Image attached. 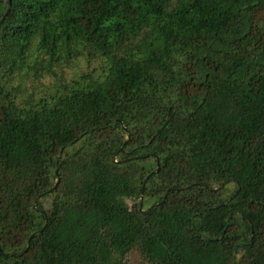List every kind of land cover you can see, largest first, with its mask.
<instances>
[{"label":"trees","instance_id":"obj_1","mask_svg":"<svg viewBox=\"0 0 264 264\" xmlns=\"http://www.w3.org/2000/svg\"><path fill=\"white\" fill-rule=\"evenodd\" d=\"M132 255L264 264V0H11L0 264Z\"/></svg>","mask_w":264,"mask_h":264},{"label":"rangeland","instance_id":"obj_2","mask_svg":"<svg viewBox=\"0 0 264 264\" xmlns=\"http://www.w3.org/2000/svg\"><path fill=\"white\" fill-rule=\"evenodd\" d=\"M70 74V73H69ZM126 264H138V259L136 255H132L128 258Z\"/></svg>","mask_w":264,"mask_h":264},{"label":"water","instance_id":"obj_3","mask_svg":"<svg viewBox=\"0 0 264 264\" xmlns=\"http://www.w3.org/2000/svg\"><path fill=\"white\" fill-rule=\"evenodd\" d=\"M10 5H11V0H9V5H8L7 11H6V13H5V16L8 14V12H9V10H10ZM5 16L0 20V24L4 21Z\"/></svg>","mask_w":264,"mask_h":264}]
</instances>
